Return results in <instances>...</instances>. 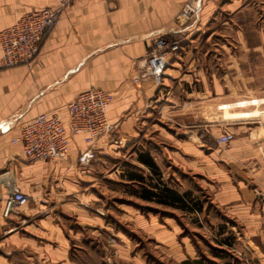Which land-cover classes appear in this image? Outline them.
<instances>
[{"label":"crops","instance_id":"obj_1","mask_svg":"<svg viewBox=\"0 0 264 264\" xmlns=\"http://www.w3.org/2000/svg\"><path fill=\"white\" fill-rule=\"evenodd\" d=\"M184 1L73 0L29 68L0 66V264H145L133 253L132 234L151 238L157 252L168 251L176 264H226L220 250L227 229L238 230L239 244L264 264L258 256L264 238V139L253 140L251 122L241 119L260 115L264 122L258 110L264 103V38L253 24L257 0H201L184 45L159 82L131 81L137 59L157 33L173 27ZM50 4L0 0V30ZM89 88L113 95L106 116L116 124V140H98L88 167L75 164L84 148L81 137L72 139L65 160L22 163L20 144L11 141L20 125L37 113L63 109ZM251 96L256 107L234 109L235 101ZM213 111L220 120L208 119ZM215 129L216 136L232 133V140H200L199 133ZM112 153L127 158L118 161ZM11 186L29 200L4 218ZM103 194L126 198L127 204L117 205L120 218L113 217L119 226L80 205H94ZM40 198L47 204H39ZM165 211L186 216L191 230H219V251L183 241L186 256L181 254L174 245L179 224L156 216ZM109 227L118 244H110ZM165 237L172 239L169 245Z\"/></svg>","mask_w":264,"mask_h":264},{"label":"built area","instance_id":"obj_2","mask_svg":"<svg viewBox=\"0 0 264 264\" xmlns=\"http://www.w3.org/2000/svg\"><path fill=\"white\" fill-rule=\"evenodd\" d=\"M71 1L73 0H52L50 5L17 16L10 25L0 30V66L11 68L25 65L29 68L42 40L56 23L59 13ZM199 8L200 0L184 1L175 15L173 27L157 33L150 40L146 53L137 59L136 72L131 78L133 83L147 79L159 82L164 76L169 59L179 53L184 43V26L192 21ZM183 24L185 25L182 26ZM112 101L113 95L109 92L92 88L83 90L66 103L63 109L37 113L24 121L17 136L11 141L20 144V153L27 161L65 160L72 139L81 137L84 148L77 154L75 164L81 168L88 167L94 158V146L98 140H116V124L110 123L106 116ZM254 102L252 97H248L235 101L234 108L256 107ZM260 112L263 116L264 110ZM258 116H244L242 119L251 121ZM258 124L264 131V122L260 123L258 120ZM232 138V133L223 132L215 138V143L225 145ZM28 200L26 194L16 186H11L4 199L3 217L18 214L19 208Z\"/></svg>","mask_w":264,"mask_h":264},{"label":"rangeland","instance_id":"obj_3","mask_svg":"<svg viewBox=\"0 0 264 264\" xmlns=\"http://www.w3.org/2000/svg\"><path fill=\"white\" fill-rule=\"evenodd\" d=\"M254 5L256 7L253 8V13H254V15L258 16V21L254 22L253 24H256L259 27V29L261 30V35L264 38V0H257ZM200 6H201V0H200ZM197 15H198V12L195 15V17H193L192 21L188 22L186 25L185 24L182 25V26L185 25L184 28L186 31L189 28V26L191 25V23L194 22ZM174 21H175V18H174ZM237 24H239V23H237ZM245 24L250 25V23H245ZM185 39H186V33H185ZM184 42H185V40H184ZM183 45H184V43L182 44V46ZM263 59H264V57H263ZM135 72H136V70H135ZM135 72H134V74H135ZM260 72L264 73V68L262 70H260ZM260 81H261V83L264 82L263 76L261 77ZM251 97H253V96H251ZM214 108H215V105H214ZM252 108L253 107H246L244 109H252ZM234 109L241 110L238 108H234ZM258 110H264V103L258 105ZM218 112L219 111H217V112L213 111L210 118H208V119L220 120L221 118L219 117ZM259 118H260V115L256 119H252L250 121L251 124H249V127L251 129L254 128V133H256V137H253V140H256V141H258V140L261 141L264 139V132L260 128L261 126H260V124H258V120H257ZM226 121H237V119L236 120L235 119H227ZM216 132H217V130L215 129V131H213V134L211 132L199 133L200 140H203L205 142H209V143L216 145V143H215V138L217 137ZM112 156L115 157L116 159H118V161L124 160V159L126 160V158H127V155H124L123 153H116V154L112 153ZM34 162L35 163H41L42 161H27V160H25L22 163H25V164L31 163L32 164ZM119 168H122V165L119 166ZM163 171L165 172V170H163ZM168 171L170 172L171 169H169ZM125 199L126 198H124L123 196L117 195V196L112 197L110 195L103 194L102 197H99L97 199L98 201L95 202L94 205L91 202H82V201L80 202L81 203L80 205L82 206V203H83V206L86 207L87 209L91 208L93 211L95 209V212L98 215L102 216L104 219H106L107 215H108L109 218H108L107 222H109L110 225L113 227V224L118 225V223L115 222V218L119 219L121 216L119 213V210H118L119 208L117 205L123 204V203L127 204L125 202ZM130 200H132V199H130ZM38 201H39V204H42V205L47 204V200L45 198H40ZM74 201L79 202L78 199H74ZM114 208H115V210H114ZM159 209H165V208L160 207ZM111 210H112V213L109 212ZM151 210H153V209H151ZM165 210L169 211L168 209H165ZM154 212H156V210ZM114 216H115V218H113ZM156 216L159 218H162V217L175 218V220L179 224V229H177V232L174 235V241L176 242L174 245H176V246H177V244L180 245L181 252H182L181 254H183L184 256H186V253L182 249V242L183 241L186 243L193 244V245L196 243L197 249L199 247L204 252H206V251L208 252L209 250L219 251V249H216L214 246L216 244V239H220L217 237V233L219 232V230H208V228H205L203 230H191V228H189L188 218L186 216L179 214V213L172 214L170 212L168 213L165 211V212H162V213L160 212L159 214H156ZM113 220L115 223H113ZM107 233H111V237H110V241H109L110 244L113 241H115V243L118 244L117 235L114 234L113 228L111 229L109 227V230H107ZM224 233L225 234L222 235V238L226 239L227 244L225 247H223V249L220 250L221 251L220 254H221V256H223L224 259H226V264H257L255 262V260H253L251 258V255L249 254L250 252H248L249 249L246 246H241L239 244V242L243 243V240H242L243 238L242 237H240V239L237 238V233H239L238 230L227 229L226 231H224ZM171 240H172L171 238H169V240H168L167 237H165L163 239V241L168 245L170 244L168 242H170ZM262 240H263V245L258 247L261 255H258V256L261 257V259L263 260V263H264V238H262ZM132 241H133V244L135 243V245L133 247V253L140 254L144 258L145 264H176L175 258L172 259V257L165 255V254H168L167 253L168 251L165 252L164 254H162V253L159 254L157 252L158 249L154 247L155 243L153 242V240H151V238L142 237L140 239V238H136L135 235L132 234ZM215 253H218V252H215ZM200 256H202V255H200ZM202 257H204V256H202ZM204 259H206V258H204Z\"/></svg>","mask_w":264,"mask_h":264},{"label":"trees","instance_id":"obj_4","mask_svg":"<svg viewBox=\"0 0 264 264\" xmlns=\"http://www.w3.org/2000/svg\"><path fill=\"white\" fill-rule=\"evenodd\" d=\"M141 160H143V162H146L147 164H150V162L144 156L141 157Z\"/></svg>","mask_w":264,"mask_h":264}]
</instances>
